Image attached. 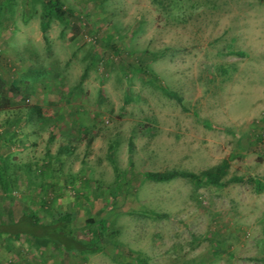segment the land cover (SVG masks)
<instances>
[{"label":"rangeland","instance_id":"1","mask_svg":"<svg viewBox=\"0 0 264 264\" xmlns=\"http://www.w3.org/2000/svg\"><path fill=\"white\" fill-rule=\"evenodd\" d=\"M61 1L0 0V219L103 248L2 236L0 264H264V0ZM223 161L241 181L141 176Z\"/></svg>","mask_w":264,"mask_h":264},{"label":"trees","instance_id":"2","mask_svg":"<svg viewBox=\"0 0 264 264\" xmlns=\"http://www.w3.org/2000/svg\"><path fill=\"white\" fill-rule=\"evenodd\" d=\"M45 10V15L54 14L61 19H68L76 17L74 10L65 6L61 0H42ZM41 28L45 30L47 28V22L43 21ZM11 82V81H10ZM14 89L15 91L18 87L15 83L10 84V86H4L2 89V96H6L8 89ZM168 94L174 97L178 102L181 101L180 97L175 92L169 91ZM34 114L39 119H43L42 109L39 105H34ZM228 163L223 161L220 164L211 166L209 168L203 169L200 173H195L187 170H164V171H146L142 172L141 176L154 181H168L177 176L186 177L195 182L202 183H212L217 186H224L230 181H241L240 176H231L227 180H222V177L227 172ZM3 165H0V178L5 187H9L7 179V171L3 169ZM261 185V182H259ZM72 219L70 217H65L57 219L54 222L41 221L36 209L32 206H25L20 210L19 214H14V211L10 208L7 209V217L3 221L0 219V237L9 236L13 238H19L22 235L29 237L34 243L40 246H45L50 242L61 247L64 253L68 251L74 253H87L96 252L101 250L102 239H105L104 233L105 229L98 228L93 231L88 237L82 238L78 236L76 231H72ZM142 264H148L143 262Z\"/></svg>","mask_w":264,"mask_h":264},{"label":"crops","instance_id":"3","mask_svg":"<svg viewBox=\"0 0 264 264\" xmlns=\"http://www.w3.org/2000/svg\"><path fill=\"white\" fill-rule=\"evenodd\" d=\"M252 101H253V100H252ZM252 101H251V102H252ZM258 106L262 107L261 105H258ZM254 109H257V107H255Z\"/></svg>","mask_w":264,"mask_h":264}]
</instances>
